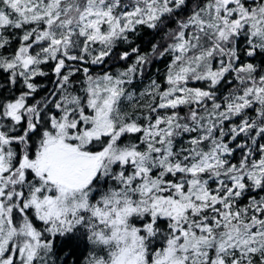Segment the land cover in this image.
Listing matches in <instances>:
<instances>
[{
  "label": "snow or ice",
  "instance_id": "1",
  "mask_svg": "<svg viewBox=\"0 0 264 264\" xmlns=\"http://www.w3.org/2000/svg\"><path fill=\"white\" fill-rule=\"evenodd\" d=\"M0 264H264V0H0Z\"/></svg>",
  "mask_w": 264,
  "mask_h": 264
}]
</instances>
